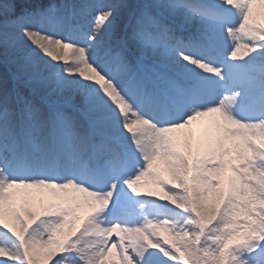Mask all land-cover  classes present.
Instances as JSON below:
<instances>
[{
	"label": "snow or ice",
	"instance_id": "snow-or-ice-1",
	"mask_svg": "<svg viewBox=\"0 0 264 264\" xmlns=\"http://www.w3.org/2000/svg\"><path fill=\"white\" fill-rule=\"evenodd\" d=\"M258 6L0 0V264H264Z\"/></svg>",
	"mask_w": 264,
	"mask_h": 264
},
{
	"label": "bare ground",
	"instance_id": "bare-ground-1",
	"mask_svg": "<svg viewBox=\"0 0 264 264\" xmlns=\"http://www.w3.org/2000/svg\"><path fill=\"white\" fill-rule=\"evenodd\" d=\"M89 2L105 3V4H116V5H118V7H117V20L115 21L113 31L116 34H119L120 31L122 30V28L126 26L127 20H128V18L130 16V8H129V6H133V5L137 4V3H141V2H143V0H89ZM254 11L256 12L257 15H261L262 11H264V10H261L259 8V6H258ZM95 16H96V13H93L89 17V19L93 23H94V20H95ZM72 55H73V53L71 52V50H69L68 51L69 59H71ZM0 71H3V69L0 68ZM194 127L196 128L197 131L201 130L199 124L195 125ZM152 199H155V198H152Z\"/></svg>",
	"mask_w": 264,
	"mask_h": 264
},
{
	"label": "rangeland",
	"instance_id": "rangeland-1",
	"mask_svg": "<svg viewBox=\"0 0 264 264\" xmlns=\"http://www.w3.org/2000/svg\"><path fill=\"white\" fill-rule=\"evenodd\" d=\"M130 218L131 219H135L136 217H135V214H132L131 216H130Z\"/></svg>",
	"mask_w": 264,
	"mask_h": 264
}]
</instances>
